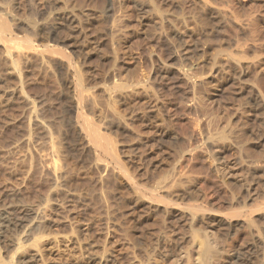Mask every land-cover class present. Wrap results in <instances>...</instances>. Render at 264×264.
<instances>
[{
  "label": "bare ground",
  "instance_id": "6f19581e",
  "mask_svg": "<svg viewBox=\"0 0 264 264\" xmlns=\"http://www.w3.org/2000/svg\"><path fill=\"white\" fill-rule=\"evenodd\" d=\"M49 1L54 2L53 7L48 2L40 5L37 0H0L2 106H16L19 112L25 115L32 109L31 102L22 95L23 85L30 81L29 72L39 69L47 75L56 77L60 85L57 92L58 103L55 106L50 104L48 106L49 101L44 97L40 98L41 102L45 105V109L56 110L54 121L58 126L57 132L64 157L78 154L80 160L88 163L89 174L95 181H99L98 176L101 171L110 172L111 190L109 195L102 197L99 203V217L106 224H110L117 232H121L125 239L129 238L126 239L127 241L132 239L138 241L144 236L142 231H138L140 235H136L137 237L129 236L127 228L131 225L138 229L144 228V225L159 229L163 225L178 227L176 225L181 224L183 233H179L180 230H174L178 231L176 243L164 253V264H224L227 262V256L232 258L233 264H264V145L260 153H256L257 155L248 146L251 141L248 142V140L251 135H254V129L249 127L248 121H245L241 114H237V127L208 134L205 140L201 138L202 136L199 137L198 132L193 131L189 137V144L184 146L179 143L181 134L174 130L175 121L169 118L171 108H168L173 105L163 100V97L159 98V94L155 93L149 83L139 81L134 86L142 95L141 99L139 98L141 108L134 114L137 120L145 122L146 131L142 136V142L150 145L151 149L147 156L138 152L136 155L131 154V150L138 151L140 146H132L130 151L126 150L127 147L119 149L117 145L119 142L116 144L117 141L115 142L107 131L111 132L113 129L124 132L126 129L127 122L125 123L122 111L116 106L118 101L116 103L113 101L115 95L125 92L121 89L124 87L120 88L117 85L109 87V85H103L104 83L101 84L106 78H112L111 69L108 72L104 71L105 73L97 72L88 76L82 74V69L79 72V68L75 67L68 55L59 53L57 50L58 43L62 41L56 40L55 35L63 32L71 37V40L76 39L85 53L89 52L90 47L95 51L103 49L102 53L104 51L102 46L110 45L113 38L109 39L106 36L103 40L105 42L96 38H94L96 41L91 39L81 27V20L78 18L81 16H77L73 8V0ZM182 1L192 3L201 1L204 20H209L221 28L224 26L230 28L233 25L240 28L241 32V29L249 27L251 21L256 23V19L253 21L254 15H248L244 19L236 16L234 7L240 3L245 4L247 0ZM261 3L264 7V0ZM256 28L255 31L258 30ZM19 30L20 34H18ZM118 39L120 40V36ZM257 39L255 37L243 45L237 43V49H235H241L245 54L249 51L251 53L252 50H263L264 47L258 44ZM260 42L264 44V41ZM240 52L239 50V54ZM258 52L257 55H260L261 52L259 54ZM115 53L110 54L114 62L116 58L118 60ZM227 56L236 65L242 59L233 53H227ZM159 68L163 73L162 77L166 74L169 77V73L173 72L177 79L175 84L186 83L192 76L189 70L176 65L159 64ZM210 69L209 74L212 75L214 68ZM209 74L205 73L207 76ZM21 75L23 78H19ZM229 79L222 77L213 94L221 93L226 85H233ZM161 80L163 81V78ZM241 82L240 94H244L247 98L245 104L252 113L256 127L264 130V96L253 81L252 83L243 79ZM114 86L118 87V90L114 89ZM135 88L133 87L134 90ZM190 104H188V111L192 112L195 107L192 108ZM33 119L36 125H41L37 114ZM191 120H194L193 124L199 125L195 122V118ZM127 125L129 127V124ZM196 128L194 129L197 130ZM154 148H157L156 152L152 151V149L155 150ZM227 153L229 154L226 155ZM122 155L126 156L127 163L122 160ZM227 156L231 159L228 160ZM143 162L149 163L152 167L147 172L156 171L162 166L161 164H164L163 162L167 163V169L161 171L164 173L155 177L151 183L144 184L139 179L141 176L133 175L126 165L135 163V167L138 168ZM69 173L66 164L60 165L53 160L49 165L50 180L54 186L57 185L59 178H67ZM195 173H201L203 177L200 178L198 176L201 175L196 176ZM224 178L231 182L225 183ZM17 195V190H11L8 194L15 199ZM66 196L80 204V209L74 215L84 218L93 212L94 207L90 199L78 195L75 189H69ZM129 198L131 199L128 200ZM14 206L17 205L12 200L0 205V242L5 247L7 242L10 248L19 241L20 232L31 233L39 228L38 209L19 205L21 214L17 216L12 212ZM160 215L167 218L160 220ZM66 219L65 215L61 221L66 223ZM9 252L8 250L6 254ZM104 259L101 258L98 261L102 262Z\"/></svg>",
  "mask_w": 264,
  "mask_h": 264
},
{
  "label": "rangeland",
  "instance_id": "374dc122",
  "mask_svg": "<svg viewBox=\"0 0 264 264\" xmlns=\"http://www.w3.org/2000/svg\"><path fill=\"white\" fill-rule=\"evenodd\" d=\"M261 1L247 0L245 4L240 3L234 7L237 17L244 19L248 15H254L253 21L257 20H255L256 23L251 21L249 27H246L247 30L241 29L240 32V28L236 26L221 28L209 20H204L201 1L192 3L182 0H73V8L77 16H81L78 18L81 20L84 32L94 41H96L94 38L103 41L106 36L109 39L113 38L112 43L102 46L104 48L102 53L103 49L95 51L90 47L88 54L82 50V46L76 39L71 40V37L60 32L55 35V38L62 42H59L56 48L59 53L68 55L75 67L79 68V72L82 69L83 75L105 73L111 69L112 78H106L101 84L104 83L103 85H109V87L113 85L124 87L121 89L125 90L123 91L125 94L115 95L113 101L115 103L118 101L116 106L122 111L125 123L127 122L126 129L124 132L119 130L120 134L113 129L111 132L107 131V134L114 138L115 142L117 141L116 144L123 142L120 145L117 144L119 149L127 147L126 150L130 151L132 146H140L138 151L131 150V154L136 155L138 152L145 156L151 149L150 145L142 142V136L146 131L145 122L137 120L134 114L141 108L142 97L141 92L134 85L139 81H146L155 93L159 94V98L163 97V100L173 105L168 108H171L169 118L175 121L174 130L181 134L179 143L188 145L193 131L198 132L199 137L202 136L201 138L205 140L208 134L235 128L238 126L236 116L241 114L244 120L248 121L249 127L254 129V135H251L248 140V142L251 140L248 146L254 154H258L263 149L264 132H261L264 130L256 127L252 113L245 104L247 98L244 94H240V86L243 79L253 81L264 96V54H262L264 44L260 42L264 41V7L261 6ZM47 2L54 6L53 1L37 0L40 5ZM255 27L258 30L255 31ZM250 31H254L252 33H255V36ZM20 33L19 30L18 34ZM255 37L259 40L258 44L263 46V50H252L251 53L249 51L245 54L239 49L241 51L239 54V50H236L237 45H243ZM257 51H259L258 54L261 52L260 55H257ZM113 53L118 57L116 62L111 59ZM227 53H233L242 58L240 66L234 64ZM159 64L176 65L189 70L192 82L188 80L186 83L175 84L177 79L173 72L169 73V77L167 74L164 75V79ZM210 68H214L216 75L212 73L213 71L212 75L209 74ZM45 74L39 69L29 72L30 81L23 85L22 95L31 102L32 109L25 115L21 114L16 106L3 107V99L0 95V205L12 200L17 205L13 207L12 212L17 216L21 214L19 205L36 208L39 222V228L35 232H20L19 241L12 245L13 247L10 248L7 242L5 247L0 242V264H132L133 262L164 264V253L176 243L177 232L180 230L179 233H183L181 224L176 225L179 228L163 225L159 229L149 225L138 229L131 225L129 229L127 228L129 236H139L138 231L144 232V236L138 241L135 239L127 241L126 239L129 238L125 239L121 232H117L99 217V203L102 197L109 195L111 190L110 172L101 171L98 176L99 181H95L89 174L88 163L80 160L78 154L64 157L57 132L58 126L54 121L56 110L45 109L40 99L44 97L50 102L48 106L49 104L55 106L58 103L57 92L60 85L56 77ZM20 77L23 78L22 75ZM222 77L230 78L233 85H226L221 93L215 95L213 91L220 84L219 80ZM116 88L118 90V87L114 89ZM125 88L131 90L128 91ZM174 90H178L179 94ZM189 103L192 108L195 107L192 112L188 111ZM36 114L41 125H36L34 122L33 118ZM193 117L199 125L193 124L194 120H191L194 119ZM183 136L187 138L184 139ZM154 149L152 151L156 152L157 148ZM123 156L122 160L127 163L126 156ZM226 158L231 159L228 156ZM53 160L60 165L66 164L70 171L67 178L57 180L56 186L52 185L49 175V165ZM163 163L161 164L163 167L157 168L154 172H147L152 168L147 162L141 163L142 165L138 168L135 167V163L126 165L133 175L141 176L139 179L144 184H148L164 173L161 171L167 169V163ZM195 175L203 177L201 173H195ZM225 179L227 178L223 179L225 183L231 182ZM69 189H75L78 195L90 199L94 210L88 217L74 215L80 209V204L66 196ZM11 190L18 191L16 199L8 196ZM65 215L67 219L66 223H63L61 218ZM164 217L160 215L159 219L167 218V216ZM175 229L178 231H174ZM8 250L10 252L6 254ZM101 258L105 259L99 262ZM232 262V258L227 256V262L224 264H233Z\"/></svg>",
  "mask_w": 264,
  "mask_h": 264
}]
</instances>
